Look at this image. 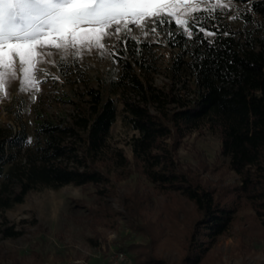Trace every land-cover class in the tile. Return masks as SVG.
Masks as SVG:
<instances>
[{"label":"trees","instance_id":"obj_1","mask_svg":"<svg viewBox=\"0 0 264 264\" xmlns=\"http://www.w3.org/2000/svg\"><path fill=\"white\" fill-rule=\"evenodd\" d=\"M232 1L247 5L241 19L254 27L255 35L237 38L212 28L211 41L198 28L202 24L192 20L187 26L190 36L182 29L172 32L174 24L168 27L166 43L179 49L169 77L180 72L190 77L195 89L191 100L173 94L169 84L158 88L142 79L156 72L151 45L128 37L111 55L112 68L96 79L99 89L86 93L90 106L78 105L77 116L69 122H54L38 113L31 135L23 124L18 130L0 126L2 223L6 211L43 189L73 186L99 199L114 198L118 182L136 176L168 198L162 208L166 219L159 215L157 221L142 223L145 208L137 200L124 216L133 232L149 240L141 247L144 254L137 256L143 264H167L154 250L166 221L180 239V264H201L243 210L252 211L264 231V0ZM117 123L131 134V159L120 149L110 152L107 141ZM194 134L196 140L217 138L212 164L190 168L179 162L178 151ZM219 166L238 181L222 185L203 176ZM94 213L121 215L98 209ZM1 233L4 238L19 236L11 228ZM136 246L127 250L134 253ZM8 263L20 264L0 256V264Z\"/></svg>","mask_w":264,"mask_h":264},{"label":"rangeland","instance_id":"obj_2","mask_svg":"<svg viewBox=\"0 0 264 264\" xmlns=\"http://www.w3.org/2000/svg\"><path fill=\"white\" fill-rule=\"evenodd\" d=\"M246 6L232 0H206L200 3L191 20L202 24L198 28L204 29L203 34L211 41L215 35L205 33L212 32V28L237 38L248 32L255 35L254 27L245 25L241 19L242 14L247 12ZM171 24L176 26L172 32L184 30L172 18L167 23H149L144 28L129 25L130 31L122 28L118 36L113 34L106 37L102 41L104 48L89 50L80 47L79 55L76 49L64 51L48 46L44 51L50 55L36 64L39 71L35 76L39 83L35 87L25 82L17 66L16 78L9 79L0 89V126L11 125L18 130L23 124L31 135L35 114L40 113L54 122H69L77 116L78 105L90 106L86 93L99 89L96 79L112 68L111 55L116 52L119 41L128 37L151 45L156 72L146 73L141 78H146L158 88H165L169 84L174 87L173 94L191 100L195 97V89L190 77L183 72L172 80L169 77V68L179 53V49L171 48L166 43ZM152 28L156 31L152 32ZM260 30L264 31V22ZM184 32L190 36L187 31ZM130 135L117 123L107 141L110 152L120 149L131 159L132 153L127 145ZM218 147L216 137L206 135L196 140L194 134L186 138L178 151V160L190 168L200 163L212 164ZM203 176L222 185H232L238 181L233 173L222 166L213 174L204 173ZM116 191V197L103 199L90 196L73 186L59 191L43 189L29 195L24 204L3 214L6 223H2L0 218V256H7L20 264H143L141 260L139 262L141 254H144L141 247H146L149 240L133 232L124 216L132 212L134 200H137L145 208L142 223L157 221L168 198L136 176L118 182ZM97 209L121 215L106 218L105 214L94 213ZM162 218L166 219V216L162 215ZM162 225L163 234L154 247L155 254L167 264H180L183 254L180 239L169 231L167 221ZM6 228H11L19 236L4 238L1 230ZM132 244L138 246L134 248V253L131 249L127 250V246ZM201 264H264V231L254 220L252 211L238 213L233 226L216 241Z\"/></svg>","mask_w":264,"mask_h":264},{"label":"snow or ice","instance_id":"obj_3","mask_svg":"<svg viewBox=\"0 0 264 264\" xmlns=\"http://www.w3.org/2000/svg\"><path fill=\"white\" fill-rule=\"evenodd\" d=\"M206 0H0V89L9 79L23 74L25 82L39 83L36 64L45 48L68 51L104 48L102 41L117 36L129 25L175 22L188 31L189 21ZM226 7V5H221ZM212 11L213 9H207ZM166 17L168 19H166ZM183 17V18H182ZM113 26L114 32H113ZM152 32L156 29L152 28ZM204 31V29H201ZM208 36L212 32L205 33ZM38 91L39 89L36 88Z\"/></svg>","mask_w":264,"mask_h":264}]
</instances>
